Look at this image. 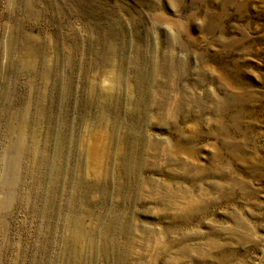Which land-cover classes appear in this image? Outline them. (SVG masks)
<instances>
[{
    "label": "rangeland",
    "instance_id": "374dc122",
    "mask_svg": "<svg viewBox=\"0 0 264 264\" xmlns=\"http://www.w3.org/2000/svg\"><path fill=\"white\" fill-rule=\"evenodd\" d=\"M0 264H264V0H0Z\"/></svg>",
    "mask_w": 264,
    "mask_h": 264
}]
</instances>
